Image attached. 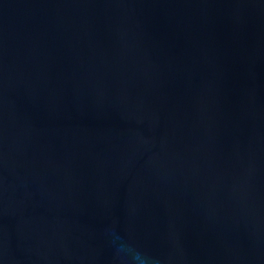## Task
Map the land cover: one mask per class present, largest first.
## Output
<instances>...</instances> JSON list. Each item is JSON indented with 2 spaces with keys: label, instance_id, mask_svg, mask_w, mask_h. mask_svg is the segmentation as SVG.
Returning <instances> with one entry per match:
<instances>
[{
  "label": "water",
  "instance_id": "obj_1",
  "mask_svg": "<svg viewBox=\"0 0 264 264\" xmlns=\"http://www.w3.org/2000/svg\"><path fill=\"white\" fill-rule=\"evenodd\" d=\"M0 264H264V0H0Z\"/></svg>",
  "mask_w": 264,
  "mask_h": 264
},
{
  "label": "clouds",
  "instance_id": "obj_2",
  "mask_svg": "<svg viewBox=\"0 0 264 264\" xmlns=\"http://www.w3.org/2000/svg\"><path fill=\"white\" fill-rule=\"evenodd\" d=\"M134 259L136 258V257H133Z\"/></svg>",
  "mask_w": 264,
  "mask_h": 264
}]
</instances>
